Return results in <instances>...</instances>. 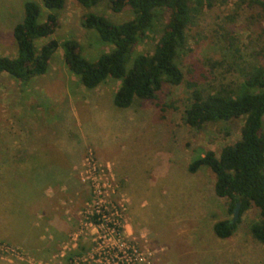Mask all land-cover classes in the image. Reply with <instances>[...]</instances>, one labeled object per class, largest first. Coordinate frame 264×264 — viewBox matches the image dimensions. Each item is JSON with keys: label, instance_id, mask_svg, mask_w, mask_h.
Masks as SVG:
<instances>
[{"label": "rangeland", "instance_id": "obj_1", "mask_svg": "<svg viewBox=\"0 0 264 264\" xmlns=\"http://www.w3.org/2000/svg\"><path fill=\"white\" fill-rule=\"evenodd\" d=\"M26 1L41 6L42 23L50 12L59 19L55 33L36 42L38 49L51 39L62 43L74 38L90 61L114 46L101 40L95 30L84 28L82 17L94 12L115 23L134 17L129 7L115 13L110 0L92 8L68 0L59 11L48 10L42 0H0V56L17 55L13 30L23 20ZM252 4V0H215L212 5L191 1L194 18L178 58L184 82L166 85L155 100L136 99L127 109L114 104L121 81L110 77L96 89H87L69 70L61 47L49 71L28 83L0 74V180L5 178L7 183V187L4 182L0 186V206L13 199L23 207L33 197L24 188L25 180H16L14 192L9 185L8 175L15 170L26 172L25 159L33 161L28 170L32 167L35 172L49 173V166L42 164L46 161L53 174L58 165L71 166L69 176L80 183L78 195H59L65 216L74 223L59 255L38 259L6 243L22 255L20 259L0 255V264H100L98 256L78 263L75 258L96 246L95 226L89 225L94 208L102 206L106 213H114L119 203L127 208L120 218L125 233L136 239L141 251L154 252L153 264H264V245L250 231L260 220L259 210L246 211L233 236L219 238L214 225L233 219L230 200L216 195L215 175L209 168L189 172L190 163L207 151L219 155L240 140L245 119L202 128L185 122L193 101L189 84L205 94L236 96L248 74L264 64V15ZM168 19L166 12L138 44L136 53L153 52ZM15 158L23 162L14 163ZM35 197L37 203L33 199L28 203L33 205L31 210L44 194L35 193ZM26 215L24 225L31 233H42L30 225L32 220L39 222L38 214L29 211Z\"/></svg>", "mask_w": 264, "mask_h": 264}, {"label": "trees", "instance_id": "obj_2", "mask_svg": "<svg viewBox=\"0 0 264 264\" xmlns=\"http://www.w3.org/2000/svg\"><path fill=\"white\" fill-rule=\"evenodd\" d=\"M67 1L42 0V3L50 11H59L65 8ZM76 1L84 8H92L103 0ZM191 1L110 0L115 13H121L127 7L133 11L132 19L120 23L88 12L82 17V26L95 30L101 40L114 46L96 61L83 56L82 46L74 38L62 43L51 39L38 49L36 42L54 34L59 19L56 13L50 12L42 23L41 6L26 1L23 20L13 30L17 55L0 56V74L7 73L17 81L28 83L49 71L51 59L61 47L69 70L87 89H96L110 77L121 81L114 95V104L118 108L127 109L136 99L155 100L166 85L178 86L184 82L178 58L194 18ZM206 1L212 5L215 0H196L198 5ZM252 1L264 15V0ZM166 12H169V19L153 52L136 53L138 44ZM189 86L193 88V101L185 112V122L189 126L202 128L209 123L245 119L240 140L224 147L219 155L207 151L189 165L191 173L203 167L213 172L215 193L230 200V213H234L237 203L241 202L238 221H218L214 231L219 238L232 237L243 214L255 207L259 210L260 220L250 226V231L264 245V64L248 74L242 91L236 96L205 94L195 84Z\"/></svg>", "mask_w": 264, "mask_h": 264}, {"label": "crops", "instance_id": "obj_3", "mask_svg": "<svg viewBox=\"0 0 264 264\" xmlns=\"http://www.w3.org/2000/svg\"><path fill=\"white\" fill-rule=\"evenodd\" d=\"M15 160L16 158L13 160L14 163L23 162V159ZM13 161L10 162L12 163ZM25 161L27 164L25 173L19 174L18 171L15 170V172L13 171L14 173L10 174V178L8 175V179L11 180L9 183L11 190L14 192L16 189V180L20 178L25 180L26 183L24 188H26L27 192L31 191L33 195V197L29 196V200L26 202L30 203L33 199L35 203H37L35 193H43L44 198H41L32 210L30 209L33 207L32 204L26 203V206L19 207L13 199H10L9 203L0 206V241L20 247L29 255H33L38 259H55V257L59 255V249L65 244L67 238L74 229L72 219L65 216V212L61 205L64 200L59 195L65 192H68V194L73 193L74 196L78 195L80 183H77L75 179L69 176L68 171L69 169L72 170L71 166H69L68 169H64V165H58V167H56L58 173L55 172L53 174V172H50V164L42 160L44 166H49V173H42L41 171L35 172L32 167L29 171L28 167L31 164L33 165V161L31 162L30 159H25ZM1 174L0 172V175ZM72 175L74 176L73 173ZM4 180H0V186H2L3 182L6 186L7 183H5ZM29 211L37 213L39 221L37 223L32 220L30 225L33 226L35 224L37 230L41 229L43 231L42 233H31V229L24 225V222L28 219L26 213ZM46 233H50V235L46 236ZM61 256L65 258L63 257V253Z\"/></svg>", "mask_w": 264, "mask_h": 264}, {"label": "built area", "instance_id": "obj_4", "mask_svg": "<svg viewBox=\"0 0 264 264\" xmlns=\"http://www.w3.org/2000/svg\"><path fill=\"white\" fill-rule=\"evenodd\" d=\"M124 205L119 203L114 213H106L102 206L94 208L89 217L92 219L89 225L95 226L93 234H97V237L93 241L96 242V246L88 254L75 258L77 263L95 259L98 256L97 261L100 264H153L154 252L141 251L136 239H131L125 233V226L120 220V218L123 219L124 211L127 209L123 208ZM126 206L128 207V203ZM0 255L20 259L22 254L19 249L0 242Z\"/></svg>", "mask_w": 264, "mask_h": 264}, {"label": "water", "instance_id": "obj_5", "mask_svg": "<svg viewBox=\"0 0 264 264\" xmlns=\"http://www.w3.org/2000/svg\"><path fill=\"white\" fill-rule=\"evenodd\" d=\"M240 209H241V202L237 203L235 207L232 223H236L237 219L239 218Z\"/></svg>", "mask_w": 264, "mask_h": 264}]
</instances>
